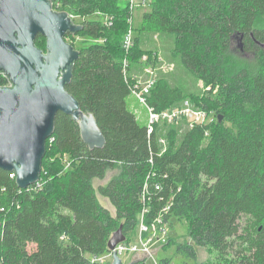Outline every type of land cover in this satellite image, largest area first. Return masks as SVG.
<instances>
[{"label":"trees","instance_id":"16d2710c","mask_svg":"<svg viewBox=\"0 0 264 264\" xmlns=\"http://www.w3.org/2000/svg\"><path fill=\"white\" fill-rule=\"evenodd\" d=\"M52 1L83 19L78 33L90 42L77 49L65 90L94 117L104 145L90 149L78 124L58 112L38 188H19L14 172L0 169V264H103L93 258L109 252L119 227L127 238L141 213L146 225L186 221L190 243L176 253L190 259L202 247L215 252L214 264H264V0H151L140 30L174 38L182 67L209 88L201 109L216 116L178 141L168 128L164 148L159 123L149 134L129 109L132 66L144 55L135 52L139 36L127 50L122 44L129 0ZM95 14L108 21L88 19ZM234 39L247 56L233 50ZM146 54V66L157 61ZM184 97L155 83L145 103L159 112ZM52 152L70 164L49 176Z\"/></svg>","mask_w":264,"mask_h":264},{"label":"water","instance_id":"95a60500","mask_svg":"<svg viewBox=\"0 0 264 264\" xmlns=\"http://www.w3.org/2000/svg\"><path fill=\"white\" fill-rule=\"evenodd\" d=\"M81 29L66 12H54L51 0H0V74L8 81L0 86V169L14 172L19 188L39 180L58 112L78 124L90 149L104 145L94 117L81 111L65 90L78 50L64 36ZM38 36L46 40L45 53L35 45ZM124 240L119 227L107 249ZM112 259L121 264L116 253Z\"/></svg>","mask_w":264,"mask_h":264},{"label":"rangeland","instance_id":"374dc122","mask_svg":"<svg viewBox=\"0 0 264 264\" xmlns=\"http://www.w3.org/2000/svg\"><path fill=\"white\" fill-rule=\"evenodd\" d=\"M134 2V7L130 9V23L128 24V31H131L132 37L139 36V45L135 52L140 51L144 54L141 58L143 64L133 65V75L139 82H150L152 86L155 83H165L172 88H178L184 94V99L182 102L174 105L173 108H181L183 103L187 101L192 109H201L200 99L203 98V94L209 89L205 87L203 83L192 75L190 72L185 70L180 64L178 55L175 54L176 45L175 40L172 36L165 34H154L151 31L144 32L140 30L141 17L144 12L150 9L151 0H132ZM130 4V0H129ZM123 6V1L120 2ZM88 18V17H86ZM88 19H97L102 22H107L108 17L102 14H95ZM83 19L77 17L75 19V24L79 25ZM67 41L75 47V49H80L87 45L90 40L84 35L75 34L67 37ZM37 46L45 50V41L43 38L37 40ZM124 45V41L122 42ZM233 50L239 52L241 56L244 55L243 50L240 48V42L237 39L233 40L232 43ZM147 52L156 53V62L150 63L151 72H146L147 66ZM135 54V53H133ZM136 55V54H135ZM129 109L136 115L138 121L141 124H146L148 122V109L140 102L136 97L131 96L128 101ZM176 106V107H175ZM172 108V109H173ZM206 111V110H205ZM207 118L215 120L216 116L211 111H206ZM187 122L183 119L177 124L170 125L168 123L160 122L159 127L161 129V139L163 142V148L166 147L165 134L168 128H174L177 136L176 140H180L182 132L187 128ZM165 143V144H164ZM48 161H54L51 172L49 176L54 175L55 172L66 170L70 164V156L62 153H51L47 157ZM116 172H109L107 179L113 176ZM100 181H94V186ZM100 203L105 207L111 215H115V211L109 202L99 197ZM142 221L141 216L137 217V224L132 231L129 232L125 240L127 242H138L140 238L144 240H149V250L151 256H131V255H121V264H129L131 262L135 264H214L216 261L215 252L204 249L202 247H194L195 249V259H190L183 254L176 253V246L178 244L190 243L187 237V222L180 221L177 219H172V224L160 225L159 227L150 230V232L140 233V223ZM160 226H163V230L160 231ZM109 253V252H108ZM104 254L98 258H93L96 262H101L103 264H112V255ZM165 261V262H163Z\"/></svg>","mask_w":264,"mask_h":264},{"label":"built area","instance_id":"2783aa9c","mask_svg":"<svg viewBox=\"0 0 264 264\" xmlns=\"http://www.w3.org/2000/svg\"><path fill=\"white\" fill-rule=\"evenodd\" d=\"M134 2L130 0V9L133 8ZM52 10L54 12H61V8L59 7V4L54 2V5L52 6ZM64 12V11H62ZM67 13V12H66ZM68 14V17L71 19V21L75 24V19L77 16H74L72 14ZM80 25V24H79ZM124 45L123 47L127 50L131 47L133 37L131 34V31L127 32L124 36ZM150 64L147 66L146 72L150 73ZM150 82H139L136 80L131 86V96L136 97L140 102L143 103V105L148 109V122L145 124L147 127V132L150 134L153 130V127L155 124L164 122L168 123L170 125L177 124L181 120H185L187 122V127H192L200 124H210L214 120L207 118V113L203 109H192L187 101L183 103V106L181 108H167L162 111L156 112L152 108L148 107L145 103V96L148 94L150 90ZM136 116V115H135ZM137 118V117H136ZM138 120V119H137ZM49 141H52V138H49ZM161 145H163L162 140H160ZM165 144V143H164ZM14 173L10 175L13 177ZM35 188H38L40 186L39 180L34 184ZM158 189V188H157ZM139 216H141L142 221L140 223V233H146L150 232V230H153L160 225H166L168 223H163L162 220L157 217L156 220H154L150 225H146L143 222V213H141ZM163 226H160V231ZM149 240H144L143 238H140L138 242H127L124 240L123 242L117 244L112 251H109L108 254L110 256L113 253H116L118 258L120 259L121 255H131V256H151L150 250H149ZM153 256V253H152Z\"/></svg>","mask_w":264,"mask_h":264},{"label":"flooded vegetation","instance_id":"af4514ba","mask_svg":"<svg viewBox=\"0 0 264 264\" xmlns=\"http://www.w3.org/2000/svg\"><path fill=\"white\" fill-rule=\"evenodd\" d=\"M54 5V2L51 0V6H53ZM62 12V11H61ZM70 36V34H66L65 36H64V41L66 42V43H68V44H70V45H72L73 46V44H71V43H69L68 41H67V37H69ZM41 38H43L44 39V41L46 42V40H45V38L44 37H42V36H38L37 38H36V40H35V45H36V47H38L37 46V40L38 39H41ZM74 47V46H73ZM39 48V47H38ZM75 48V47H74ZM40 49V48H39ZM42 50V49H41ZM43 51V53H45V50H42Z\"/></svg>","mask_w":264,"mask_h":264},{"label":"crops","instance_id":"0c3cea01","mask_svg":"<svg viewBox=\"0 0 264 264\" xmlns=\"http://www.w3.org/2000/svg\"><path fill=\"white\" fill-rule=\"evenodd\" d=\"M98 199H99V197H98ZM104 199V198H103ZM105 200V199H104ZM106 201V200H105ZM99 202H100V200H99ZM101 204V203H100Z\"/></svg>","mask_w":264,"mask_h":264}]
</instances>
